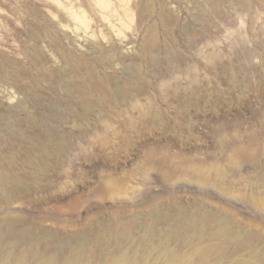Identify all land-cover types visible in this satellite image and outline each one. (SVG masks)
<instances>
[{
  "label": "rangeland",
  "instance_id": "obj_1",
  "mask_svg": "<svg viewBox=\"0 0 264 264\" xmlns=\"http://www.w3.org/2000/svg\"><path fill=\"white\" fill-rule=\"evenodd\" d=\"M0 173L18 210L0 220L57 260L193 207L263 248L251 201L183 176L264 195V0H0Z\"/></svg>",
  "mask_w": 264,
  "mask_h": 264
},
{
  "label": "bare ground",
  "instance_id": "obj_2",
  "mask_svg": "<svg viewBox=\"0 0 264 264\" xmlns=\"http://www.w3.org/2000/svg\"><path fill=\"white\" fill-rule=\"evenodd\" d=\"M151 168L159 169L155 164H151ZM163 174L173 182L180 179L167 171H163ZM183 177L202 186L213 187L221 196L240 202L243 200L246 204L251 201L252 211L264 216V195L258 191L249 194L242 188L228 187L206 175L189 174ZM5 180V174L0 173V206H9L5 211L0 208V214L10 216L18 210L11 207L15 191L5 186ZM6 217L0 220V264H264V247H260V235L242 232L233 227L219 211H205L201 207L191 210L186 208L173 215L155 210L150 214L149 221L141 226V237L134 234V228L141 225L136 221L120 224L116 228L108 227L103 230L104 239L111 240L113 247L106 253L97 251L99 247H96L97 250H88L85 246L88 239L83 236L70 237L63 244L60 242L62 245L58 243V248L61 247L57 254L61 256L59 261L57 250L55 253L54 250L44 248L40 251L34 247L33 243L46 240V234L39 238L25 230L28 234L23 238L17 222ZM159 223L164 225V229L157 228ZM10 238L17 240L15 245H11L12 248L7 247V242L14 240ZM43 241L42 244L45 243ZM22 243L26 248H21Z\"/></svg>",
  "mask_w": 264,
  "mask_h": 264
}]
</instances>
